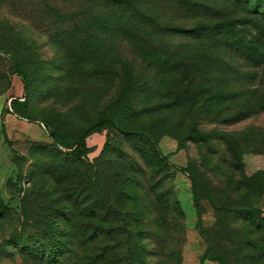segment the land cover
Wrapping results in <instances>:
<instances>
[{
	"label": "rangeland",
	"instance_id": "1",
	"mask_svg": "<svg viewBox=\"0 0 264 264\" xmlns=\"http://www.w3.org/2000/svg\"><path fill=\"white\" fill-rule=\"evenodd\" d=\"M259 2L0 0V201L15 168L25 193L0 209V264H264ZM23 93L34 121L7 120ZM106 117L165 161L102 123L83 165L43 146Z\"/></svg>",
	"mask_w": 264,
	"mask_h": 264
},
{
	"label": "trees",
	"instance_id": "2",
	"mask_svg": "<svg viewBox=\"0 0 264 264\" xmlns=\"http://www.w3.org/2000/svg\"><path fill=\"white\" fill-rule=\"evenodd\" d=\"M244 1L246 2V4H250V0H244ZM263 1L264 0H260L259 3L263 2ZM259 15H261V17L264 18V8L261 12H259ZM224 26L227 27V29H231L234 25H233V23L228 22V23H225ZM200 27H201V25H199L198 27H195L189 31L190 32H196V30ZM1 50H2V48L0 47V51ZM14 69H15V73L17 74V76L19 78L23 79L25 72H24L21 64L17 60L14 61ZM25 99L26 98L24 96V93H23V96H12L10 103H9L8 111L17 115L18 117H20L22 119H26L28 121H34L30 117V114L28 112V103L25 101ZM39 123L46 129V125L43 122H39ZM101 123L104 125L112 126V127L114 126L120 132H124L126 134L137 135L142 141H144L145 144H147L153 150V152L156 155L159 156L160 160L165 161V156H163L161 154V152L154 145L152 140L146 135V133H144L142 131L137 132V131L125 126V125H117L112 120V118H110V117H106V118H102V119L98 120V122H95L92 126H88L79 135H74L71 137L64 136L63 134L59 133L56 130L49 132L51 142L45 143L43 146L56 149L57 151H60L58 147H61L63 149L66 148V149H68V155L71 158V162L75 163V164L83 165L84 159L82 158V156L85 153L84 140H85L86 133H89L91 131L98 129V127H99L98 125H100ZM3 130L6 134L4 126H3ZM106 147H107V144H105V148ZM19 177H20L19 171H18V169L15 168L13 178L11 180V183L13 185V191L9 197L12 200L4 201V199H1V201H0V209L1 210L11 211L16 206H18V209L23 208V199H24L25 193L22 190V186H21V182H20ZM191 181L193 184V192H192L193 203H194V207L196 209V213L198 216V226L201 228V223H200L201 206L199 203L198 194H197L196 189H195L196 179H194V177L191 176ZM22 192H23V194H22ZM248 210L251 212H257V210L250 208L249 206H248ZM82 214H84V212ZM207 251H208V249H207ZM207 251H206V253H209ZM100 254L104 255V253H102V252ZM101 258H103V256H101ZM140 259H142V257H140ZM213 259L216 260L219 264H224L222 259H220L219 257L213 258Z\"/></svg>",
	"mask_w": 264,
	"mask_h": 264
},
{
	"label": "crops",
	"instance_id": "3",
	"mask_svg": "<svg viewBox=\"0 0 264 264\" xmlns=\"http://www.w3.org/2000/svg\"><path fill=\"white\" fill-rule=\"evenodd\" d=\"M14 115H15V114H13V113H11V112L7 113V116H6L7 120H11V118H12ZM3 125H4V122H3ZM4 127H5V126H4ZM5 131H6V129H5Z\"/></svg>",
	"mask_w": 264,
	"mask_h": 264
}]
</instances>
